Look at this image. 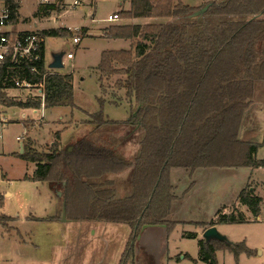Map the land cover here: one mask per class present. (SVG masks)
<instances>
[{
  "label": "trees",
  "instance_id": "1",
  "mask_svg": "<svg viewBox=\"0 0 264 264\" xmlns=\"http://www.w3.org/2000/svg\"><path fill=\"white\" fill-rule=\"evenodd\" d=\"M121 2H128L129 8L117 13L119 19H169L142 26L109 25L107 39L135 41L126 51H103L97 66L102 92L110 78L117 76L113 86L134 100L128 121H107L98 110L90 115L86 132L74 140L71 151L60 146V135L55 134L48 151L37 152L28 138L22 143L23 153L16 156L35 165L32 175L23 180L45 183L60 202L55 212L60 215L65 202V216L71 221L126 225L131 230L130 246L144 225L165 226L166 232L177 225L169 220L177 200L172 170L264 167V161L254 157L262 147L255 138L261 137L263 128L256 112L249 109L264 82V0H205L199 9L210 4L209 9L194 18L190 15L199 9L182 0ZM54 9V5L41 7L40 12ZM41 33L44 38L73 35L66 28ZM38 69L42 70L41 61ZM23 71L0 66V102L6 107L39 109L41 102L36 98L17 102L5 96L7 89H14L12 77L28 76L29 70ZM31 81L36 83L38 78L34 75ZM44 81V108H76L72 74L52 71ZM111 123L142 130L133 159L120 151L117 136L102 130ZM129 169L131 193L118 198L108 176ZM2 202L0 195V208ZM261 202L249 188L238 194V203L254 216ZM10 219L0 216V226L6 228ZM51 219L56 218H36ZM247 222L236 208L218 219L221 224ZM198 249L200 262L207 264H216L218 250L234 258L254 254L242 242L200 239Z\"/></svg>",
  "mask_w": 264,
  "mask_h": 264
},
{
  "label": "rangeland",
  "instance_id": "2",
  "mask_svg": "<svg viewBox=\"0 0 264 264\" xmlns=\"http://www.w3.org/2000/svg\"><path fill=\"white\" fill-rule=\"evenodd\" d=\"M79 1L80 3L78 5L72 7L73 0H62L61 2H57L56 0L54 4L55 9L51 11L53 13L49 12L44 14L40 12L41 7L37 5V0H20L17 11L19 28L23 27V29L42 32L49 29L57 30L58 27L64 24L66 27L72 29L80 27L82 29V36L86 37L84 35L86 29L82 27L87 26L93 32H101L102 37L106 38L109 25L124 26L121 24L123 20L121 18L116 22H105L109 14L122 11V9L124 10L126 8V4L122 7L119 6L121 0H95L91 7L89 0ZM204 2L205 0H188V2L185 0L183 3L197 10ZM55 19H57V23H54ZM151 20L153 23L169 21V19L165 21L164 18ZM205 20H208V18ZM34 23L35 26L33 25ZM104 27L107 28L101 31ZM71 37L47 36L44 41L45 62L50 64L53 57L59 54L61 55V63H63L61 73H70L74 68L75 82L73 93L75 105L77 104L76 106L81 110L90 114L100 110L107 118V121H127L131 114L129 113V108L131 112L134 105L129 107L125 101L115 105L107 101L112 99V91H105L103 93L99 89L96 76L90 72V68L98 63L99 52L101 50L119 49L122 48L121 46L123 44L112 41L106 42L100 39H84L80 44L74 46L71 43ZM131 42L135 41L127 40L126 44H130ZM130 48L131 44L126 50ZM74 50L73 60L68 61L66 54ZM117 78V76H112L109 86H113ZM29 93L35 94V90H30ZM29 93L23 94L21 91H10L8 89L5 91V96L7 99L13 101L24 102V100L28 99ZM99 100H102L101 106ZM7 107L3 106L0 102V120L2 118L7 120L6 124L0 123V191L10 193V196L3 200V206L0 208V216L5 215L9 218L11 217V219L5 222L6 228L3 229L0 226V264H60V255L66 252L65 247L67 241L74 238L73 233L76 232V229H71L69 226L60 223L62 219L61 214L59 215V213L55 212L56 207H54L50 199V191L45 183L27 179L21 180L26 173L28 175L33 173L34 165L32 163H25L16 156L20 152L17 138H22L23 143L29 136L37 152H46L49 150H47L49 144L55 140L54 137L52 138V133L54 132L51 130H54L57 126H50L49 124L52 121H58L60 117L70 114L74 121H80L85 118L86 114L78 108H48L42 111V115L44 120L49 123V126L46 125L42 128L43 122L40 123L32 120L36 116L32 114V111L26 108L14 109ZM23 116L26 117L23 118ZM15 119L20 121L26 120L24 123L26 126L24 127L22 122H14L13 120ZM60 123L63 130H68L72 126L77 128L79 125L78 122L72 123L70 119H66L63 122L60 121ZM81 125H86V128H88L86 122L84 124L81 123ZM102 130L117 136L122 145L125 142H131L133 146L136 145L137 147L143 135L142 130L121 132L116 126L109 125H104ZM77 138H79L78 135L75 137L69 136L63 139V142H60V146L71 147ZM255 142L261 143L262 147L256 151L254 157L256 160L264 161V134L261 137H256ZM127 147L122 150L123 154L127 159L128 157H130L129 159H133V156L138 151L133 156H130L132 150H128ZM196 173V176L191 178V180L194 179L196 181L195 186H192L184 170H174L171 178L173 186H176L174 195L176 198L183 200L182 203L176 202L174 204V208L169 215V220L176 222L177 225L168 230V232H166L165 226H153L148 228L143 235L141 233L144 230L141 227L139 235L133 244L135 255L134 264H165L167 262L164 260V256L167 250L169 251V256H177L176 260H178H173L170 264H207L198 260V241L202 237L204 229L210 223H215V227L220 232L226 234L234 244L242 242L246 247H248V244L249 249L256 248L257 254L256 256H252V258H248L244 253H241L237 258H234L233 254L228 251L218 250L215 255L216 264H264V257L258 258L259 248L264 249V167H250V169L246 167L233 169L216 168L212 170L201 169ZM127 176H121V178L119 176H108L112 182V177L120 178L115 180L116 185H121L123 189L121 191V188H117L116 196L118 198L127 197L131 193L130 183L126 181L128 180ZM244 179H251V181L256 182L249 184L245 189L249 188L251 190L254 186L256 192L262 198L258 212L259 216L263 218L262 221L234 225L218 223L221 215H229V213L233 212L232 208H235V206L240 207L239 203L234 204L236 200L235 191L239 185L238 183H242ZM124 184L127 187L126 189ZM185 189L187 190L183 195L182 191ZM52 198L55 199L57 205H60V202L53 195ZM30 213L38 219L43 220L44 217L55 216L56 219L51 220H55L58 223L51 224L49 222L50 220H35L32 215H28ZM246 219L248 220L249 218ZM69 221L71 220L66 218L65 222ZM109 227L113 234L106 233V237L107 240L112 241H110V247L106 251L103 264H117V249L125 254V248L123 246L130 235V229L126 225L116 223ZM158 227H164V229ZM184 232L195 235L199 239L197 240L195 237L182 238ZM85 237L87 239L91 238L89 234H86ZM183 254H185V258L181 260ZM131 261L132 256L129 257L127 255L123 258L122 264H132Z\"/></svg>",
  "mask_w": 264,
  "mask_h": 264
},
{
  "label": "crops",
  "instance_id": "3",
  "mask_svg": "<svg viewBox=\"0 0 264 264\" xmlns=\"http://www.w3.org/2000/svg\"><path fill=\"white\" fill-rule=\"evenodd\" d=\"M74 1H76L77 2V4L76 5H78L79 3H80V1L79 0H73V2ZM93 1V2H92ZM183 2H185V0H182ZM190 1V0H189ZM92 2V3H91ZM94 2H95V0H89V5H90V7L91 6H93V4H94ZM187 2H188V0H187ZM125 4H126V8L123 10V11H125V10H128V8H129V3L128 2H125V3H122L121 2V4H119V6L120 7H122V6H125ZM76 5H73V3H72V7L73 6H76ZM66 11V10H65ZM64 11V12H65ZM63 12V13H64ZM53 13V12H52ZM63 13H61V14H63ZM113 13H118V12H112L111 14H113ZM60 14V15H61ZM60 17V16H59ZM52 18V17H51ZM151 19H154V18H143V19H126V20H122L121 21V24L122 25H126V24H133V25H140V26H142L143 24H148V23H153V21L151 20ZM56 20L57 19H55V21H54V23H57L56 22ZM167 19H165V21H166ZM34 26H35V23L33 24ZM23 28V27H22ZM58 28H66V29H69V30H71V31H74V29L75 28H80V27H75L74 29H72V28H69V27H66L64 24L63 25H61V27H58ZM82 28H85L84 30H85V36L86 37H84V36H81V41L82 40H86V39H89V40H103V41H106V42H109V41H112V42H120V44H123L121 47L122 48H119V49H109V50H113V51H119V50H126V48H129V45L130 44H126V41H123V40H118V39H106V38H104V37H102V35L100 34L101 32H99V33H96V32H93L90 28H88L87 26H83ZM107 27H104L103 29H101V31H103V30H105ZM28 30H30V29H28ZM81 43V42H80ZM79 43V44H80ZM76 50V49H75ZM75 50L74 51H70V52H68V53H72L73 54V58H74V54H75ZM109 50H101L100 52H99V59H98V63H96V65H93L91 68H90V72L91 73H93L95 76H96V80L98 81V76H99V72H98V70H97V66H98V64H99V60H100V55H101V53L103 52V51H109ZM73 58L71 59V60H73ZM44 60H45V49H44ZM68 60V59H67ZM71 60H68V61H71ZM61 71V69H59L58 71H55V72H60ZM61 73V72H60ZM62 74H64V73H62ZM65 74H72V80H73V82H72V86H73V88H74V82H75V78H74V68L71 70V72L69 73V72H67V73H65ZM111 79V78H110ZM112 80V79H111ZM111 80L107 83L108 84V86H106L105 87V91L106 92H110V91H112V99H110V100H107V101H109V102H111V103H114L115 105H118V103L119 102H122V101H125L126 103H127V105L130 107L131 105H134L133 103H135L134 102V100L133 99H131V98H127L125 95H124V91L123 90H118V89H116L114 86H109L110 84V82H111ZM98 85H99V89H101L100 88V83H99V81H98ZM8 90V89H7ZM6 90V91H7ZM10 91H16L15 89H9ZM115 90V91H114ZM118 90V91H117ZM104 91V92H105ZM122 93H121V92ZM103 92V93H104ZM123 94V95H122ZM73 97H74V93H73ZM24 101H26V100H24ZM264 82L262 83V85H261V87H260V89L258 90V92H257V96H256V98H255V102L253 103V104H251L250 106H249V109H253L255 112H256V116H257V118H258V120L260 121V126L263 128V134H264ZM19 102H22V101H19ZM101 102H102V100H101ZM74 103H75V97H74ZM77 105V104H76ZM75 105V106H76ZM7 108H9V107H7ZM7 108H5V109H7ZM11 108H17V107H11ZM80 109L78 106H76V108L75 109ZM26 109H28V110H30V111H32V114L33 115H36L32 120H34V121H36V122H40V123H42L43 122V124H42V128L44 127V126H46V125H48L49 123H47V121H45L44 120V118H43V115H41L40 113H41V110L39 109V110H37V112L36 113H34L33 112V110L34 109H31V108H26ZM47 108H43V110H46ZM81 110V109H80ZM84 114H86V116H85V118L84 119H82V120H80V121H74L73 120V117H72V115L70 114V115H65L64 117H60V119L58 120V121H52L49 125L51 126H57V128H55L54 130H51L52 132H54V133H52L53 135H52V138L54 137V135L55 134H59L60 135V141L59 142H63V139H66V138H68L69 136H82L85 132V130L87 129L86 128V125H81V123H85V122H87L88 120H89V117H90V115H92V114H94V112L93 113H86L85 111H83V110H81ZM38 113H39V115H38ZM129 113H130V108H129ZM249 113V110L248 111H246L245 112V114H244V116H243V119L246 117V115ZM26 116H23V118H25ZM68 117V118H67ZM66 119H70V121H72V123H77L78 122V127L77 128H74L73 126L70 128V129H66V130H63V127L61 126V123H60V121L61 122H63L64 120H66ZM107 119V118H106ZM28 120V119H27ZM7 121V120H6ZM14 122H22L23 123V125H24V127L26 126L24 123H25V121L24 120H22V121H20V120H13ZM110 121V120H109ZM112 121H114V120H112ZM128 121V120H127ZM0 122H1V120H0ZM57 122H59V123H57ZM81 122V123H80ZM120 122V121H119ZM121 122H123V121H121ZM57 123V124H56ZM5 124H6V122H5ZM48 125V126H49ZM107 125H109V126H113L112 125V123L111 124H107ZM117 128H119V130L121 131V132H131V131H138V129H137V127H134V126H132V125H130V124H128V125H121V126H116ZM41 128V129H42ZM74 128V129H73ZM124 128H126V130H124ZM252 129V127L249 125L248 126V128H247V130L249 131V130H251ZM50 131V132H51ZM263 134L261 135V136H263ZM28 138H31V137H29L28 136ZM54 142V141H53ZM53 142H51L50 144H49V146H48V148H47V150L48 149H50V147H51V145H52V143ZM22 146V142H19V146ZM119 146H120V148H121V151L122 150H124L127 146V148H128V150L129 149H131L132 151H131V155L130 156H133V154H135L137 151H138V147L135 145V146H133V144L131 143V142H129V143H124L123 145H122V143L120 142V144H119ZM67 149L69 150V151H71V147H67ZM19 150H20V147H19ZM21 151V150H20ZM122 153H123V151H122ZM138 153V152H137ZM3 154H5V153H3ZM18 154H22V153H18ZM137 155V154H136ZM136 155H134L133 156V158L136 156ZM125 156V155H124ZM130 157H128V159H129ZM21 160V159H20ZM26 163V162H25ZM27 163H30V162H27ZM33 164V163H32ZM34 165V164H33ZM34 167V170H33V172L35 171V169H36V167H35V165L33 166ZM217 169H233V168H236V167H233V168H224V167H216ZM216 168H206V169H204V170H212V169H216ZM238 168H241V167H238ZM260 168V167H259ZM202 168H199L198 170H201ZM250 169V168H249ZM174 170H181V169H174ZM174 170H172V172H171V174H170V178H172V175H173V173H174ZM182 170H184V169H182ZM198 170H196V171H194V172H190V171H187V170H184V172H185V174L187 175V178H188V180H190L191 182H190V184L193 186H195V184H196V181L193 179V180H191V178L193 177H195L196 176V172L198 171ZM131 169H129V170H127V171H125V172H122V173H120V174H116V175H112V176H119L120 178H121V176H126V175H128L127 176V179L128 180H126L127 182H129L130 183V190H131V182H130V176H131ZM32 174H29L28 175V173H26L24 176H23V178L21 179V180H23L26 176H31ZM119 177H112L111 179L113 180V182L115 183V190L117 191V188H121L120 190L122 191L123 189H122V187H121V185H119L118 184V186L116 185V179H120ZM2 178H4V177H2ZM110 179V178H109ZM125 181V182H126ZM172 183H173V181H172ZM251 183H256V182H254V181H251V179H244V181L242 182V183H238L239 185H238V187H237V189H236V191H235V198H236V200H235V202H234V204L235 203H237L238 204V194H239V192L241 191V190H243V189H245L246 188V186H248L249 184H251ZM253 185H255V184H253ZM48 187V186H47ZM124 187H125V189L127 188L126 187V185L124 184ZM250 187V186H249ZM174 188L176 189V186L174 185ZM49 189V188H48ZM186 190L187 189H185L184 191H182V193H183V195L186 193ZM50 191V190H49ZM250 191H252L253 193H254V195H258V193L256 192V190H255V187L253 186L252 188H251V190ZM57 194H59V192L57 193ZM0 195H2L3 196V200H5V198H8L9 196H10V193H6V192H1L0 191ZM61 195V194H60ZM49 196H50V199H51V201H52V203L54 204V207H56L57 206V203H56V201H55V199L54 198H52V194H51V192H50V194H49ZM259 196V195H258ZM58 197H60V196H58ZM260 197V196H259ZM182 198H183V196H182ZM261 198V197H260ZM262 199V198H261ZM181 200V201H180ZM182 200L183 199H178L177 198V200H175L174 201V203H173V205H172V208H171V210L174 208V204L176 203V202H179V203H182ZM187 201H188V199H187ZM56 205V206H55ZM53 207V208H54ZM235 208L237 209V210H239L240 212H242L244 215H245V217L246 218H249L248 219V222L247 223H252V222H261L262 221V217L261 216H259V214L257 215V216H254V217H252V214L251 213H249L248 212V210H247V208L245 207V206H242V205H240V207H238V206H235ZM233 210H234V208H232ZM231 209V210H232ZM62 214V213H61ZM171 214V213H170ZM1 215H3V214H1ZM28 215H32L31 213L30 214H28ZM5 216V215H4ZM34 218H35V220H36V216H34V215H32ZM52 216V215H51ZM7 217V216H6ZM9 218V217H8ZM38 219V218H37ZM264 220V219H263ZM51 224H56V223H58L57 221H55V220H50L49 221ZM60 223L62 224L63 223V225H67V226H69L71 229H76V232H72L71 230H70V232L71 233H73L74 234V238H71L72 240H69V241H67V244H66V252H64L62 255H60V258H59V261H61L60 262V264H62L63 262H64V264H103L104 263V261H105V256H106V251H107V249H108V247H110V241H112V240H107V237H106V233H110V234H113L112 233V231H111V229H110V227L109 226H111L112 224H110V223H102V222H96V223H91V222H85V221H79V222H74V221H69V222H65V221H63L62 219H61V221H60ZM179 224V223H178ZM224 226V225H223ZM151 227H153V226H150V227H148V228H151ZM69 228V229H70ZM129 228V227H128ZM148 228L147 229H144V231L141 233V235H143V233L145 232V231H147L148 230ZM158 228H161V229H164V227H158ZM130 229V228H129ZM217 229V228H216ZM218 230V229H217ZM219 231V230H218ZM130 232H131V230L129 231V234H130ZM220 232V231H219ZM222 234H224L223 232H221ZM86 234L88 235H90L91 236V238L90 239H87V237H85L86 236ZM131 235V234H130ZM130 235H129V237H128V239H127V241L125 242V244H124V248H125V254L123 253V252H121L119 249H117V251H118V258L116 259V260H118V263L117 264H122V261H123V258L125 257V256H129V257H131L132 256V261H131V263L132 264H134V261H135V255H134V249H133V244H134V242L135 241H132L131 243H130V246H128V243H129V239H130ZM190 233H187V232H184L183 233V235H182V238L183 237H188V238H190V237H195V239H199V238H196V236L195 235H191ZM226 237H227V239L228 240H230L229 239V237L226 235V234H224ZM199 237V236H198ZM109 238H111V237H109ZM192 239H194V238H192ZM201 239V238H200ZM230 242H231V240H230ZM233 243V242H232ZM74 245V246H73ZM79 246V247H78ZM167 246V245H166ZM247 246L249 247V245L247 244ZM127 247H129V248H127ZM247 247V248H248ZM256 249V248H255ZM255 249H251V250H254V253L255 254H253L252 256H256L257 254H256V250ZM166 250H167V247H166ZM126 251H127V255H126ZM168 250H167V252H166V254H165V256H164V260L167 262V263H165V264H170V263H172L173 262V260H176V258H177V256H169L168 255ZM182 254V253H181ZM131 255V256H130ZM198 255H199V253H198ZM252 256L251 257H248V258H252ZM247 257V256H246ZM262 257H264V249H262V248H259V250H258V258H262ZM185 258V254H183V256H181V260H183ZM130 259V258H129ZM198 260H199V258H198ZM176 261H178V260H176ZM200 261V260H199ZM57 262H58V260H57Z\"/></svg>",
  "mask_w": 264,
  "mask_h": 264
},
{
  "label": "built area",
  "instance_id": "4",
  "mask_svg": "<svg viewBox=\"0 0 264 264\" xmlns=\"http://www.w3.org/2000/svg\"><path fill=\"white\" fill-rule=\"evenodd\" d=\"M106 1V0H101ZM56 0H37V5L40 7H48L54 5ZM77 2L74 1L73 5ZM20 0H0V66L8 64L10 69L25 70L28 69V76L12 77L14 89L24 93H29L30 90H35V94L29 93L28 99H38L41 102V115L44 108V77L51 74L52 71L48 67V63L44 60V41L41 31H33L19 28L17 22L18 9ZM52 13V12H51ZM119 20L118 14H109L105 22H116ZM81 30L75 28L71 37L72 45H78L81 42ZM72 53L66 54V59L71 60ZM42 63V70L38 69V63ZM24 73V71L22 72ZM38 78L36 83H32L33 76ZM33 95V96H30ZM33 112L36 113L37 110ZM4 117V116H3ZM6 119L2 118L1 124H5ZM22 138H17V141L22 142Z\"/></svg>",
  "mask_w": 264,
  "mask_h": 264
},
{
  "label": "water",
  "instance_id": "5",
  "mask_svg": "<svg viewBox=\"0 0 264 264\" xmlns=\"http://www.w3.org/2000/svg\"><path fill=\"white\" fill-rule=\"evenodd\" d=\"M209 6H210V4L205 5L201 9L195 11L192 15H190V17L194 18V17L203 15L209 9ZM48 67L51 70H55V71H58L59 69H62L63 68V63H61V55L58 54V55L54 56L53 60L50 62ZM20 150H21L20 153H23L21 145H20ZM58 196H60V193L58 194ZM61 218H62L63 221H66V218H65V202H63ZM150 226L151 225H148V226L145 225V226L142 227V230L147 229ZM201 238L206 243H208L209 241H216V242L221 241V242H225V243L230 242L224 234H222L221 232H219L216 229L215 226H211V227L205 228Z\"/></svg>",
  "mask_w": 264,
  "mask_h": 264
}]
</instances>
